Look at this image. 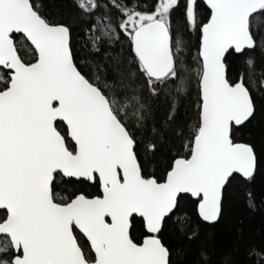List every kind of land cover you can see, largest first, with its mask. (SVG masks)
I'll return each instance as SVG.
<instances>
[{
    "label": "snow or ice",
    "instance_id": "snow-or-ice-1",
    "mask_svg": "<svg viewBox=\"0 0 264 264\" xmlns=\"http://www.w3.org/2000/svg\"><path fill=\"white\" fill-rule=\"evenodd\" d=\"M205 3L210 14L202 23L197 0H183L185 29L198 36L193 69L185 33L172 22L181 0L143 8L135 0H74L79 18L89 21L90 54L110 44L113 27L128 39V58H105L115 61L109 79L104 62L82 73L71 26L48 19L38 0H0V264H171L160 233L181 201L191 200L201 220L215 224L232 181L254 179L255 147L234 134L255 114L253 93L264 92V68L257 73L249 55L264 52V0ZM25 47L31 59L22 57ZM232 55L242 60L235 78L226 63ZM193 75L195 129L162 176L146 174L142 156L163 143L161 129L149 127L147 98L167 88L172 121L171 97ZM141 130L148 139H138ZM176 135L183 140L185 132ZM85 183L99 194L61 188ZM186 220L176 217L178 231ZM248 257L264 264V248L251 247Z\"/></svg>",
    "mask_w": 264,
    "mask_h": 264
},
{
    "label": "trees",
    "instance_id": "trees-1",
    "mask_svg": "<svg viewBox=\"0 0 264 264\" xmlns=\"http://www.w3.org/2000/svg\"><path fill=\"white\" fill-rule=\"evenodd\" d=\"M124 1L132 2V0ZM38 2L43 4L45 13L50 15L48 19L52 22L71 26L74 60L82 73L92 74V61L104 62L108 68L109 79H111L115 61L105 58L124 60L129 57V42L123 34H120L116 41L106 46L99 54H90L84 47V29L89 21L87 18H79L74 0H38ZM99 3L104 5L107 0H99ZM135 3L142 6L150 4L151 0H135ZM179 9L178 26L185 31L183 8ZM108 10L117 24L119 15L113 9ZM199 12L203 15L202 9H199ZM190 37L189 35V38H186L190 48L188 56L194 51L193 48L196 45L194 37ZM21 54L24 59H31V50L27 47L21 49ZM262 60L263 57L257 64L258 72L262 69ZM228 65L231 77L235 78L242 69L241 58L231 56L228 59ZM147 99L151 105L149 127L154 124L161 129L163 143L154 156H142L141 162L146 174L162 176L175 155L176 149L182 142L186 144L187 136L194 131L197 122V108H194L189 101L183 102L180 96H173L171 99L175 104V116L172 121L166 123L170 112L169 99L163 103H158L156 96ZM260 105L257 104L252 120L245 127L236 130L234 135L236 141L250 143L255 147L257 157L262 160L263 172L257 168L254 179L250 183L244 182L239 177L232 181L225 190L222 215L216 225L203 223L198 218L195 205L191 200L181 201L176 216L165 221L160 233L162 241L170 249L171 264H251L248 257L249 249L251 247L264 248V107L261 108ZM180 129L185 132L183 140L176 135ZM137 137L138 139L149 138L144 130L137 132ZM61 188H66L68 191L81 190L90 196L99 194L94 186L86 183L62 184ZM249 192L252 207H249L246 195ZM176 217L187 218L185 231L177 230ZM133 235L137 242H140L144 233L137 229ZM189 235L193 238L188 239Z\"/></svg>",
    "mask_w": 264,
    "mask_h": 264
},
{
    "label": "rangeland",
    "instance_id": "rangeland-1",
    "mask_svg": "<svg viewBox=\"0 0 264 264\" xmlns=\"http://www.w3.org/2000/svg\"><path fill=\"white\" fill-rule=\"evenodd\" d=\"M147 5H149V4H147ZM144 6H146V5H142L141 7L143 8ZM182 8H183V5L181 6V10H182ZM112 9H113V11H115L116 14H118L114 8H112ZM178 11H180L179 8L173 13V16H172V22H173L174 29H179L181 32H184L186 38H189V33H193L194 34L193 37L196 40L198 38L197 33H195V32H188L186 29L184 31L183 28H179V26H178L179 23L178 22L180 20V17L178 15ZM43 12L47 16V18L50 17L49 14L45 13V9L44 8H43ZM179 14H180V12H179ZM112 18L113 19H112L111 23H112V25H115L114 17L112 16ZM112 33H113V39L111 40L110 43H113L114 41H116L119 38V36H120V34L118 33L117 29L114 28V27L112 29ZM188 53L189 52L186 50V55H188ZM249 55H251V56H253L255 58V69L258 72L259 66H257V64H258V62H260L261 57L264 56V52H262L260 48H257L255 51L249 53ZM195 58L196 57H189V62L192 65L193 69H195V66H196V59ZM241 62H242V60H241ZM229 64H230V61H229ZM159 91H160V95L156 96V100L158 101V103L166 102L168 100V98H166L167 93H168V89L165 88V89L159 90ZM180 98H181V100L183 102H188V101L191 102L192 105H193V107L194 108H197L198 92H197V83H196V79H195L194 75H193V79L191 81V84L185 88V91L180 95ZM253 99H254V104L256 102V110H257V104H261L260 105V107L262 106L261 108L264 107V102H263L264 100L262 101V99H263L262 92H260V93H253ZM261 120H262V118H261ZM257 168H258V170H260V172H263L262 160L259 157H258V167Z\"/></svg>",
    "mask_w": 264,
    "mask_h": 264
},
{
    "label": "flooded vegetation",
    "instance_id": "flooded-vegetation-1",
    "mask_svg": "<svg viewBox=\"0 0 264 264\" xmlns=\"http://www.w3.org/2000/svg\"><path fill=\"white\" fill-rule=\"evenodd\" d=\"M181 2L183 3V0H181ZM199 9H202V12H203V15H201V11L199 12ZM197 13H198V19L202 22V23H204V22H207V19H208V17H209V14H210V12H209V9L207 8V6H206V3H205V0H197ZM183 16V15H182ZM116 24V23H115ZM117 31H118V33L119 34H121L120 32H119V29H117ZM189 35L191 36L190 38H192L193 37V33H189ZM194 49V51L189 55V57H196V55H197V50H198V38L196 39V45H195V47L193 48ZM232 56H234V57H237V56H235V55H232ZM229 58V57H228ZM228 58H227V60H226V63H227V66H228ZM262 62H263V65H262V68H264V56H263V60H262ZM228 71H229V66H228ZM229 76L231 77V75H230V72H229ZM232 78V77H231ZM197 92H198V89H197ZM262 96H263V100H264V92H262ZM253 118V117H252ZM252 118H251V120H252ZM250 120V121H251ZM249 121V122H250ZM249 122H247L244 126H242V127H240L239 129H241V128H243V127H245ZM238 129V130H239ZM236 142H241V141H236ZM244 143V142H243ZM143 239V238H142ZM142 239H141V241H142Z\"/></svg>",
    "mask_w": 264,
    "mask_h": 264
},
{
    "label": "water",
    "instance_id": "water-1",
    "mask_svg": "<svg viewBox=\"0 0 264 264\" xmlns=\"http://www.w3.org/2000/svg\"><path fill=\"white\" fill-rule=\"evenodd\" d=\"M197 216H198V214H197ZM198 218L201 220V218L198 216ZM202 221V220H201ZM203 222V221H202ZM203 223H205V224H207V225H216L218 222H216L215 224H209V223H206V222H203Z\"/></svg>",
    "mask_w": 264,
    "mask_h": 264
}]
</instances>
